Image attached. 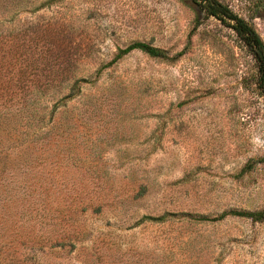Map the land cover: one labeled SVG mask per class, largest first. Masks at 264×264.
Segmentation results:
<instances>
[{"label":"rangeland","instance_id":"obj_1","mask_svg":"<svg viewBox=\"0 0 264 264\" xmlns=\"http://www.w3.org/2000/svg\"><path fill=\"white\" fill-rule=\"evenodd\" d=\"M220 1L264 42V0ZM48 2L0 9V89L26 91L56 55L96 81L58 108L48 137L9 155L0 264H264V222L135 226L264 210V104L236 35L214 18L196 25L179 0ZM134 42L183 55L135 51L96 77Z\"/></svg>","mask_w":264,"mask_h":264},{"label":"trees","instance_id":"obj_2","mask_svg":"<svg viewBox=\"0 0 264 264\" xmlns=\"http://www.w3.org/2000/svg\"><path fill=\"white\" fill-rule=\"evenodd\" d=\"M179 1L193 9L196 25H199L205 18H214L236 35L241 45L254 60L257 69L255 85L264 104V42L255 28L220 0ZM33 5L31 0H0V9L7 14H9V11H13V15ZM10 6L15 7L14 10H11ZM261 9L264 13V8ZM135 51H139L150 58L168 61H173L183 55V52H179L174 57H170L165 50L143 42H134L123 49H118L117 54L110 62L97 69L96 77H99L103 71L111 68L123 57ZM33 62L34 60L30 64H26L24 71L29 67H35L31 65ZM44 66L47 73L43 76L32 71L31 73L35 74H32V76L30 74L31 77L41 75L40 80L25 78L26 91L0 89V189H4L6 193L8 191L4 183L7 182V175L10 171L9 155L25 144H38L45 137H48L56 129L53 121L58 108L60 106L65 107L66 101L75 98L80 93V83L93 84L96 81H91L88 76H72L70 68L73 67V64L64 55H56L52 60L44 61ZM53 84H56V86H52ZM254 164L255 162L248 163L237 177L251 171ZM12 200L9 198L7 201ZM228 218H242L261 223L264 222V210H229L223 211L217 216H205L190 212H166L157 217L143 216L135 226L145 222L155 224L174 222L205 226L217 224Z\"/></svg>","mask_w":264,"mask_h":264}]
</instances>
